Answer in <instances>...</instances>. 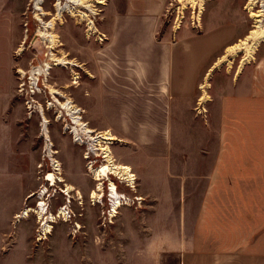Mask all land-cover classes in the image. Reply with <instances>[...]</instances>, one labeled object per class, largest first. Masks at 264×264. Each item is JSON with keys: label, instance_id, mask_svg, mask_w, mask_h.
Listing matches in <instances>:
<instances>
[{"label": "crops", "instance_id": "1", "mask_svg": "<svg viewBox=\"0 0 264 264\" xmlns=\"http://www.w3.org/2000/svg\"><path fill=\"white\" fill-rule=\"evenodd\" d=\"M167 2L126 0L122 14L105 17L80 107L94 132L116 139L111 153L134 177L123 192L139 203L110 222L86 207L81 245L57 224L43 240L3 227L0 264H264V43L255 60L241 65V52L222 82L213 78L204 123L201 84L244 35L205 22L200 32L161 34Z\"/></svg>", "mask_w": 264, "mask_h": 264}, {"label": "rangeland", "instance_id": "2", "mask_svg": "<svg viewBox=\"0 0 264 264\" xmlns=\"http://www.w3.org/2000/svg\"><path fill=\"white\" fill-rule=\"evenodd\" d=\"M34 1L0 0V235H3V227L10 225L12 235H26L33 240L35 238L43 240L50 237L53 225L57 224L60 228L63 226L62 233L66 235L68 232V236L71 239L77 238L81 245L84 209L95 205V219L103 221L109 205L112 207L113 203L108 183L111 181L116 185L120 196L124 194L125 187L124 181L108 176L102 181V197L91 199L96 182L88 166L90 164L92 170L101 171L104 160L101 152H97V148L92 146L88 138L84 137L78 143L73 134V129L78 130V127L74 125L66 110L61 109L60 103L63 104L65 99H69L78 105L79 109L82 108L85 101L84 83H88L91 78L88 69L95 67L93 63L95 59L90 62V57L98 56L99 53L96 52L99 46L105 43L106 38L103 36L100 41L98 34L87 37V23L64 13L61 22L55 24L53 31L59 44L56 47H49L38 34L52 17L38 15ZM125 2L126 0H105L104 6L94 5L96 15L80 7L77 9L89 16L99 33L102 32L105 17L122 14ZM186 3L187 0L183 2L168 0L160 17L157 32L161 34L165 32L174 34L180 30L200 32L203 30L204 22L206 26L234 23L236 32L244 36L231 44L233 46L244 40L253 30L254 20L245 11L247 0L206 1L199 22H197L199 6L191 8L186 5L183 10ZM56 4V0H43L41 9L44 13L55 15ZM60 4L61 7L64 6L65 0H60ZM178 24L179 29L175 30ZM251 43L250 41L249 45ZM260 44L252 56L253 60L256 59L255 54ZM237 53L235 57L225 58L222 62L219 61L224 55L219 56L213 67L217 68L218 74L214 76L209 71L206 75L201 84L202 88L200 87L202 97L196 105L200 111L211 102L210 88L213 78L215 82H222L221 72H232L233 64L240 56V52ZM51 55L54 58H64L67 63L61 66L54 63L53 59L51 62ZM228 61L232 62L230 66ZM45 64L50 65L47 76L44 74ZM225 65L226 69L223 68ZM251 71L255 75L258 74L256 68H252ZM74 75L76 81L73 80ZM74 82L76 84H73ZM255 90L259 91V88L256 87ZM54 91L57 94H54ZM206 98L208 99L205 102ZM192 104L193 102L185 104L187 110H190ZM207 111L205 108L202 115L204 123L207 121ZM83 114L82 111L80 115L82 122L92 129L84 121ZM183 114L187 115L186 109L183 110ZM185 116L181 121L187 125L186 128L193 129L194 118ZM43 123L47 125L46 136L42 131ZM176 133L182 140L196 138L194 133L188 134V138L183 133ZM196 139H200V134ZM59 177L64 182L53 180ZM66 185L73 188V192L68 195ZM127 198L135 197H126L124 194V201L121 200V204H125ZM40 203L44 204L47 214L55 220L50 224L51 233L47 235L43 232V221L39 220L36 214H30L27 219L16 218L25 208L35 210ZM61 209H64L65 213L59 218L57 216ZM110 212L107 215L108 222L114 219L111 218ZM43 247L47 252L49 246L44 244ZM48 254L44 256L47 261L50 260Z\"/></svg>", "mask_w": 264, "mask_h": 264}, {"label": "bare ground", "instance_id": "3", "mask_svg": "<svg viewBox=\"0 0 264 264\" xmlns=\"http://www.w3.org/2000/svg\"><path fill=\"white\" fill-rule=\"evenodd\" d=\"M206 1H211V0H187V3L185 4L183 10H185L186 5L190 6L191 8H194V6L198 5L199 15H198L197 22H199L200 21L199 18L203 12V5H204V2ZM256 1L258 0H247L246 7H245V11L254 20L253 30L249 33V35L244 40L238 42L236 45L227 49L224 54V57H221L219 62H222L223 60H225V58L230 59V57H235V55L238 54L237 52L245 53L246 58L243 59V63L249 62L250 60H252V56L254 52L256 51L257 46L261 42H264V26H262V20L264 19V9L263 8L258 9ZM42 2L43 0H35L33 4H34L35 10L38 12V15L52 17L51 21L48 24L43 25V31H41L38 34L41 40L44 39V41L48 43L49 47H56V45L58 46L59 44L58 38L56 35L53 34V31H54L55 24L57 22H61L62 14L64 13H67L72 18H77L87 23V37L95 36L96 34H98L89 16L87 14L80 12L77 8L80 7V9H84L85 11L91 13L92 15H96V12L94 10V5L104 6L106 4L105 0H65V4L62 7L60 4V0H56L57 4L55 6V10H56L55 15L44 13L43 10L41 9ZM179 2H183V0H179ZM178 29H179V24L176 26L175 30H178ZM250 41L252 43L249 45ZM50 58H51V62L53 59L54 63H57L58 65H61V66H64L67 63V61L64 58H61V59L54 58L53 55H51ZM230 65L231 63L230 61H228V66ZM44 67L46 68L44 70V74L45 76H47L50 65L45 64ZM73 80L75 81L77 80L75 75L73 76ZM73 84H76V82H74ZM54 94H57V93H55L54 91ZM207 99L208 98H206L204 101L206 102ZM60 105H61V109L66 110L67 115L70 116V119L74 122V125L78 127V130L73 129V134L75 136V139L78 141V143L81 142L84 137L88 138L89 141L92 142V146L97 148V152L98 151L101 152L102 158L104 160V165L101 171L100 169L92 170V167L90 164L88 166V170L92 171L91 173L93 174V178H94L93 180L94 182H96L95 190L91 193V199H94L96 197L98 198L102 197V194H101L103 193L102 181L103 179L108 178V176L115 177L116 179L124 181V182L126 181L128 185L130 186V188H133L134 177L131 174V169L129 167L123 166L122 164L116 162V160L114 159L111 153L110 146L116 140L112 136V134L109 132H94L92 129H90L85 123L82 122V119L80 116L82 114V110L79 109L74 104L73 101L69 99H65V102L63 104L60 103ZM44 125L42 126V131H43V134L46 136L47 135V131H46L47 125L45 126ZM92 136H95V137H92ZM53 180L56 182H60V183L64 182L61 177H59L58 179L53 178ZM108 190L111 193V196L113 198L110 216L111 218H114L115 215L117 214L118 208L123 204H121V196L117 192L116 185L112 183L111 181L108 183ZM71 192H73V188L69 185H66V194L68 195ZM42 196L43 194L40 195V197ZM64 213H65L64 209L59 210V214L57 217L60 218L61 216H63ZM30 214H36L39 220L43 221L42 226H44V229H43L44 235L51 233L50 224L54 223L55 220L53 219L51 215L47 214V210H45L43 203H40L36 207L35 210L30 209V208H25L22 211V213L16 218L18 220L27 219L30 216Z\"/></svg>", "mask_w": 264, "mask_h": 264}, {"label": "built area", "instance_id": "4", "mask_svg": "<svg viewBox=\"0 0 264 264\" xmlns=\"http://www.w3.org/2000/svg\"><path fill=\"white\" fill-rule=\"evenodd\" d=\"M257 2V7H258V9H261V8H263L264 9V0H258V1H256ZM123 196H124V194H121V200H123L124 201V199H123ZM111 199V198H110ZM139 198H133V199H130V198H127V202L125 203V204H130V203H136V204H138L139 203V200H138ZM108 202H110V201H108ZM110 206V208H109V210L107 211V215H109V211H111V209H112V207H111V205H109ZM69 215V214H68ZM106 215V218H107V221H109V216H107ZM68 218H70V216L68 217Z\"/></svg>", "mask_w": 264, "mask_h": 264}]
</instances>
